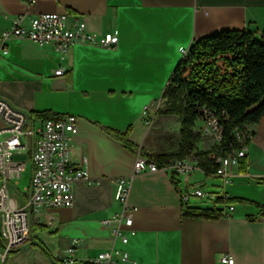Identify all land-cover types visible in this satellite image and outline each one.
Returning <instances> with one entry per match:
<instances>
[{
	"label": "crops",
	"instance_id": "1",
	"mask_svg": "<svg viewBox=\"0 0 264 264\" xmlns=\"http://www.w3.org/2000/svg\"><path fill=\"white\" fill-rule=\"evenodd\" d=\"M43 12L84 20L92 32L118 34L114 48L76 43L65 53L13 37L0 57L1 98L38 120L78 117L71 158L91 181L73 185L71 206L43 207L34 214L41 226L38 241L50 256L37 247L31 254L32 264H60L76 242L78 264H85L111 245L102 221L118 208L114 179L132 175L138 156L154 158L179 146L180 119L157 110L164 107L162 92L183 58L181 48L223 30L245 29L261 38L264 0H0V33L17 14ZM59 67L64 72L55 75ZM102 127H131L128 138L137 147L127 148ZM238 132L246 135L247 153L227 178L199 165L181 177L164 170L133 177L128 242H116L130 258L118 264H222L221 254L230 255L232 264H264V115ZM201 136L199 150L214 145L210 136ZM193 184L213 198L184 206L180 193ZM222 192L233 209L219 218L183 214L188 206L223 209Z\"/></svg>",
	"mask_w": 264,
	"mask_h": 264
},
{
	"label": "built area",
	"instance_id": "2",
	"mask_svg": "<svg viewBox=\"0 0 264 264\" xmlns=\"http://www.w3.org/2000/svg\"><path fill=\"white\" fill-rule=\"evenodd\" d=\"M13 37L27 39L41 46L50 44L61 53L67 52L76 43L104 48L118 45L116 30L104 34L92 32L84 20L70 21L67 14L58 12L17 14L11 26L0 33V57L8 52L7 40ZM186 49L182 47L181 52H186ZM63 72V68L59 67L54 74L60 75ZM147 109L148 106H145L144 111ZM77 122L78 117L71 113L38 120L0 97V263L10 250L27 242L30 233L28 209L37 214L43 207L71 206L74 202L73 185L91 181L85 169L71 158L72 139L78 132ZM196 122L195 129L201 135L210 136L214 144L216 139H222L223 126L216 111L201 106ZM147 123L151 124L149 120ZM232 134L241 144L237 156L230 160H221L211 154L209 156L216 165L212 173L223 178L229 176L231 166L238 165L247 153L245 133ZM28 163L32 167V177L27 188L28 202L22 206H11L8 182L19 180ZM198 165L199 160L193 154L166 161L138 156L132 175L114 179V197L118 208L102 221L103 226L109 230L111 245L95 256H88L85 264H118L130 258L129 252L123 247H117L116 242L122 245L128 242L127 229L133 222L128 198L134 176L164 170L173 178L181 177L198 168ZM180 198L183 205L187 206L195 199L211 200L213 195L200 184H193L180 193ZM220 201L224 213L233 209L229 195L225 192L221 193ZM75 244L67 248L66 254L59 259L60 264H78ZM219 259L222 264H232L234 261L228 254H221Z\"/></svg>",
	"mask_w": 264,
	"mask_h": 264
},
{
	"label": "trees",
	"instance_id": "3",
	"mask_svg": "<svg viewBox=\"0 0 264 264\" xmlns=\"http://www.w3.org/2000/svg\"><path fill=\"white\" fill-rule=\"evenodd\" d=\"M188 51V56L181 58L162 92L164 107L157 110L180 119L179 146L175 151L153 156L157 161H166L193 154L198 158L200 168L212 172L216 165L210 160V154L222 157L237 150L241 144L232 132L237 129V134H241L238 131L245 124L255 123L264 115V35L256 38L253 32L245 29L223 30L193 41ZM201 106L216 111L223 126L222 139L207 150L197 148L202 136L195 129V122ZM52 114L47 113L48 116ZM102 128L127 148L137 147L128 138L131 127L125 131ZM183 214L217 219L223 215V210L216 206H188ZM38 229L41 230V226ZM34 246L45 256H50L41 240ZM12 251L8 252L3 264H9Z\"/></svg>",
	"mask_w": 264,
	"mask_h": 264
},
{
	"label": "rangeland",
	"instance_id": "4",
	"mask_svg": "<svg viewBox=\"0 0 264 264\" xmlns=\"http://www.w3.org/2000/svg\"><path fill=\"white\" fill-rule=\"evenodd\" d=\"M184 58V57H183ZM163 128V127H161ZM159 129L161 131L162 129ZM206 148V147H205ZM25 158V157H23ZM233 166V165H232ZM32 177V167L28 163L26 170L22 173L19 180L9 181V198L11 206H22L28 202V186L30 184ZM29 212V224H30V233L28 235V240L22 246L13 249L10 253V264H32L34 255L31 254L32 247H35L34 244L38 242L37 232L39 231V225L35 222V215L30 209ZM45 245V244H44ZM6 258L0 263L3 264Z\"/></svg>",
	"mask_w": 264,
	"mask_h": 264
},
{
	"label": "bare ground",
	"instance_id": "5",
	"mask_svg": "<svg viewBox=\"0 0 264 264\" xmlns=\"http://www.w3.org/2000/svg\"><path fill=\"white\" fill-rule=\"evenodd\" d=\"M183 53V57H187L188 56V53L189 51L186 49V52H182ZM236 133H237V129H236ZM220 139H216L217 142H219ZM214 156H216L214 154ZM237 156V150H232V152H230V154H228L227 156H217L219 159L221 160H230L232 159L233 157Z\"/></svg>",
	"mask_w": 264,
	"mask_h": 264
}]
</instances>
